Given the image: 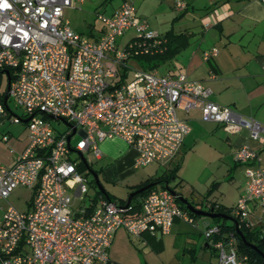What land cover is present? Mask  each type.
I'll use <instances>...</instances> for the list:
<instances>
[{
  "label": "built area",
  "instance_id": "1",
  "mask_svg": "<svg viewBox=\"0 0 264 264\" xmlns=\"http://www.w3.org/2000/svg\"><path fill=\"white\" fill-rule=\"evenodd\" d=\"M72 6L73 0H0V70L8 71V97L23 108L28 136L14 163L0 166V264L105 263L119 228L140 236L169 232L177 217L193 222L163 186L147 192L137 216L126 215L127 207L117 201L94 199L85 155L100 158L99 142L105 139L119 138L136 149L134 168L167 162L190 130L177 109H197L204 122L219 124L228 133L244 129L251 139L264 142V125L212 101L210 89L184 73L159 75L135 67L125 80L130 59L165 47L131 0H123L111 15L96 14L102 31L95 39L64 19V8ZM175 6L186 8L182 1ZM128 31L133 36L119 47L118 39ZM216 53L210 48L202 57L207 61ZM120 66L125 69L119 74ZM49 115L71 126L55 130ZM72 152L78 155L72 157ZM257 155L248 145L234 154L245 176L234 212L250 226L254 206L264 219V165L256 163ZM19 185L32 190L25 211L8 201ZM203 234L216 251L217 264L244 260L232 234L221 236L218 224H208Z\"/></svg>",
  "mask_w": 264,
  "mask_h": 264
},
{
  "label": "crops",
  "instance_id": "2",
  "mask_svg": "<svg viewBox=\"0 0 264 264\" xmlns=\"http://www.w3.org/2000/svg\"><path fill=\"white\" fill-rule=\"evenodd\" d=\"M122 1L73 0L72 7L64 8L63 17L75 31L77 30L70 20L72 13L70 12L69 16L66 9H76L77 13L73 12V15L78 14L86 19L92 17V21L86 23V30L77 32L95 39L102 31V24L96 18V14L99 12L111 15L119 8ZM131 1L136 6L138 16L147 20L149 28L158 35L164 36L171 30L174 33L185 34L188 39L186 47L179 52L182 56L177 57L179 62L176 65L161 74L157 73V67L150 71L169 76L184 73L189 80L201 81L210 89L209 98L212 101L229 106L242 116L251 117L264 125V0ZM177 1L184 2L186 8L177 9L175 6ZM132 36V31L126 32L118 39V46L122 47ZM210 48H216L217 53L206 61L202 53ZM129 61L143 68V64L135 58ZM211 71L214 77L210 76ZM8 79V74L0 70V103L3 107V111H0V166H11L28 143L23 112L20 115L16 114L8 103L12 98L5 99ZM177 115L189 125L190 130L186 135L192 131L190 122H195L200 117L197 109L188 112L177 109ZM14 117H20L21 120L13 121ZM214 126L222 127L216 123ZM223 132L227 133L226 138L235 163L231 168L232 180L236 179L238 183L234 202L227 204L223 196L216 193L206 196V192H194L190 189L188 192H178L202 210H209L210 205L215 203L231 207L233 213L234 205L245 188L244 165L234 160L235 151L242 145H248L257 151L256 163L264 165V142L251 139L244 129L237 133H228L223 129ZM113 140L119 141L127 150H132L135 159L136 149L119 138L105 139L99 142V148H109L107 143ZM171 162L172 160L158 164L164 167ZM147 166L138 168V179L129 186L130 190L132 186L162 174V170L170 171V167H164L162 170L157 168L151 172ZM239 167L242 169L239 170ZM179 177L181 176L177 170V181L171 186L175 190H178L176 187L183 186V178ZM129 191L125 192V196L122 195L125 198L108 193L113 201H118L126 199L131 193ZM260 216V209L254 206L248 218L256 229L264 227V219ZM212 219L208 216L196 215L190 223L177 217L169 232L160 235L145 232L140 236H132L124 228H119L110 245L108 261L95 264H217L216 251L203 234L208 224L215 223ZM239 264L247 263L242 260Z\"/></svg>",
  "mask_w": 264,
  "mask_h": 264
},
{
  "label": "rangeland",
  "instance_id": "3",
  "mask_svg": "<svg viewBox=\"0 0 264 264\" xmlns=\"http://www.w3.org/2000/svg\"><path fill=\"white\" fill-rule=\"evenodd\" d=\"M76 11V9H66L69 16L70 12L72 13L70 20L76 30L85 31L86 23L92 21V17L86 19L78 14L73 15V12ZM98 23L97 21V24ZM178 56H182L181 53L171 58V61L169 59L165 63L157 66V73L161 74L169 67L176 65L177 62H179ZM128 64L132 67L127 69L128 75L125 78L126 81L131 79L134 71L133 69H135V67L138 68V64L134 65L131 61H128ZM124 69L123 66H120L119 74ZM8 103L16 114L20 115L23 112V108L17 106L13 99H9ZM50 122L55 130L66 128L65 123L58 119L51 118ZM190 127L192 131L186 135L182 147L173 158L171 164L164 166L171 168L179 164L178 174L181 176L179 178H183V186L176 187L178 189L177 191L188 192L190 189L194 192H207L208 189L211 188V193L223 196L227 204L234 202L233 199L237 191L238 183L236 179L232 180L231 177L233 173V169L231 171V168H233L235 163L233 162L230 145L226 138L227 133L223 132L222 127H215L214 123L204 122L200 117L195 122L191 121ZM77 138L78 134L72 137V145ZM108 142L109 148L100 147L101 159L94 157L91 153H86L85 156L89 162L90 168L96 172L102 187L107 192H111L115 196L123 198L125 192L130 190L129 186L138 179V168H133L134 156L132 150H127L119 141L113 140ZM70 155L74 157L78 154L72 152ZM117 163H120V165H117ZM164 167L159 166L158 163H152L147 166L151 172H154L157 168L162 170ZM241 169L242 168L239 167V170ZM162 171L164 172L165 170ZM91 177H93L92 174L89 178ZM169 181V185L174 186V181H177V178L175 177V180L170 178ZM89 187L90 193L94 192L95 188L92 185ZM123 194L124 196H122ZM31 198L32 190L19 185L14 188L8 201L17 210L25 211L28 209ZM85 202L87 203L88 199L85 200ZM79 203L80 199H77L76 205Z\"/></svg>",
  "mask_w": 264,
  "mask_h": 264
},
{
  "label": "trees",
  "instance_id": "4",
  "mask_svg": "<svg viewBox=\"0 0 264 264\" xmlns=\"http://www.w3.org/2000/svg\"><path fill=\"white\" fill-rule=\"evenodd\" d=\"M160 37L164 39L160 45V47L161 46L163 47L165 45L164 49H161L159 52L152 53V54L146 53V54H139L135 56V59L138 60L141 64H143L142 66L144 69H147L149 71L153 70L154 68L159 66L161 63L173 58L188 44V39L185 36V34L174 33L171 30H169L164 36H160ZM178 168H179V164H176L172 168H170L169 172L164 171L162 174L158 176H152L146 179L145 181L132 186L129 192L137 188H140L142 186H145L151 182L161 181V180H170V178L174 179L176 177V172ZM91 182H92V186L95 188L93 192L94 199L103 198L106 200L113 201L112 197L106 190L105 192H101L100 190L96 189V184L94 180H92ZM152 187L147 188L146 190L132 196L129 202V205L127 207V210L125 212L126 215L137 216L141 213L142 199ZM211 192H212L211 188L208 189V191L206 192V196L211 194ZM118 201L119 203L124 204L126 202V199H120ZM180 205L184 207L181 203ZM211 208L214 209L215 211L226 213L232 216L234 219H236L238 222L239 230L241 231L245 240L251 244H254L258 250L264 253V230H262V228L256 229L254 225L250 226L247 220L240 219V217L237 216L235 212L232 213L231 207H226L224 205L212 203L209 209ZM188 213L192 217L196 216V214H193L191 212H188ZM212 220L216 224H218V226L220 227L221 236L227 238L228 235L232 234L235 240L238 255L240 257H244L243 261H246L247 264H264V257H262L256 250L251 248L249 245H246L244 243L242 238L236 232L235 226L232 221L222 219V218H213Z\"/></svg>",
  "mask_w": 264,
  "mask_h": 264
},
{
  "label": "water",
  "instance_id": "5",
  "mask_svg": "<svg viewBox=\"0 0 264 264\" xmlns=\"http://www.w3.org/2000/svg\"><path fill=\"white\" fill-rule=\"evenodd\" d=\"M7 74H8V71L7 70H4ZM9 79H8V83H7V91L9 89ZM6 91V94H5V99L8 97V93ZM50 118H53V116L49 115ZM62 122L65 123V125L67 126H71L70 123L62 120ZM73 128V132L75 130V127L72 126ZM70 139V136L68 137V140ZM80 157L82 158L83 162L85 163L86 166L87 163L84 159V157L79 154ZM90 173L92 174L93 176V179H94V182L96 184V187L98 190H100L101 192H105V189L102 187V185L100 184L99 182V179H98V176L96 174L95 171L93 170H90ZM152 186H163L164 188H166L171 194H173L175 196V198L191 213L193 214H196V215H204V216H208L210 218H222V219H226V220H229V221H232L234 226H235V229H236V232L238 233V235L242 238V240L244 241V243L246 245H249L251 248H253L254 250H256L262 257H264V253H262L260 250H258L256 248V246L254 244H251L249 242H247L244 238V236L242 235L241 231L239 230V227H238V222L236 219H234L232 216L226 214V213H223V212H218V211H215L214 209H209V210H202L198 207H196L193 202L191 200H189L188 198H186L184 195H182L181 193H179L177 190H175L173 187H171L169 185V180H161V181H155V182H151V183H148L147 185L145 186H142L140 188H137L133 191H131V193L128 194L127 198H126V202L123 204L122 207L126 208L128 207L129 205V202L132 198V196L146 190L147 188H150ZM160 235V233H158Z\"/></svg>",
  "mask_w": 264,
  "mask_h": 264
}]
</instances>
